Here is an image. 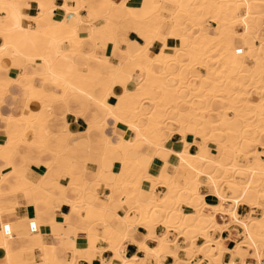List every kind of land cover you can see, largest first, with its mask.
Returning <instances> with one entry per match:
<instances>
[{
	"label": "bare ground",
	"instance_id": "6f19581e",
	"mask_svg": "<svg viewBox=\"0 0 264 264\" xmlns=\"http://www.w3.org/2000/svg\"><path fill=\"white\" fill-rule=\"evenodd\" d=\"M24 1L0 0V13H4V17H0V103L13 84L28 93V101L37 94L42 99L35 112L26 111L23 115L7 117L0 115L5 127L14 130L7 133L0 145V161L6 165L1 170L0 214L15 211L16 202L6 205L4 201L21 195L31 200L29 207L34 217L25 222L27 231L16 233L12 223L1 224L0 250L5 252L6 264L28 263L19 260L31 256L32 248L13 251V241L27 239L38 242L41 237L39 214L48 216L54 210L52 202L56 199L70 207L71 215L81 217L83 223V227L78 228L80 233L75 232L72 238L73 247L67 253L70 256L68 264H76L80 259L93 264L86 255L88 252L99 256L103 253V249L95 246L98 239L107 245L118 264H145L147 260L162 264L161 259L165 257L172 258L173 264H184L178 257L180 249L190 255H203L208 259V262L204 260L207 264H226L221 261L224 252L231 256L228 264H233L236 258L240 259V264H246L240 256L241 251L250 255L257 264H262L264 156L261 154L264 153L255 149L253 144L251 149H247L243 165L238 164L236 157L241 156L238 151L248 144L264 141V55L260 54L264 51V0H138L137 5L131 0L120 3L73 0L75 8L64 6V14H71L72 23H68L67 15L61 21L48 23L55 7L54 0H31L38 13L26 17L21 14ZM83 8L92 20L103 21L99 27L88 24L86 39L79 37L78 30L81 21L79 10ZM203 11L216 19L213 34L208 29L202 32ZM168 19L170 26L167 25ZM22 21H31L36 27L24 28ZM186 21L190 25L185 24ZM123 25H127L124 32L121 30ZM165 25L168 28L163 32ZM131 32L143 42L135 54L121 48L129 42L127 34ZM102 34L114 36H109L102 43L97 39ZM153 39L160 44L158 57L151 51L155 43ZM83 41L92 43L91 53L82 52ZM107 47L116 50L114 57L116 53L122 54L116 64H109L110 58L105 55L95 54L96 49ZM178 52L187 55L189 62L203 63L207 76L202 83L200 73L183 74L180 71L177 67ZM164 54H170L172 58L164 62L165 68L162 69L157 64ZM14 66L22 69L17 78L8 76L9 68ZM28 66H39L42 72L29 75L25 71ZM105 73L109 76L103 77ZM36 78L43 80L42 87L33 85ZM172 81L174 83L170 85L168 82ZM178 81L182 86L172 91ZM130 84L132 89L127 88ZM54 85L57 90L48 91L45 87ZM203 85L208 95L219 93L222 96L223 103L230 106L227 111L225 109L227 113L234 112L232 108H240L238 110L256 115V118L250 117L253 121L249 120L242 126L243 120L241 124L240 118L233 119L225 113L214 119L206 112H199L197 107L202 102L196 104L185 99L194 89L199 91L196 86ZM249 85H254L252 93L257 100L245 101ZM116 87L121 89L118 95L114 93ZM108 98L113 102L110 103ZM171 99L175 101L172 106H162L164 100L170 103ZM72 103L78 106L79 112L92 113L86 131L87 151L72 147L68 143V134L60 133L54 127L48 131V118L53 116L54 105H62L70 112ZM202 108L211 109L210 102H203ZM108 125L113 128L122 126L130 137H107L104 131ZM241 127L245 130L242 131ZM47 131L53 136L49 137ZM246 132L250 133L249 137L243 136ZM174 133L181 137L177 152L167 148ZM29 135L33 139L24 141ZM188 135L193 139L194 153L189 151ZM50 138L59 140V149L52 155L54 160L44 166L45 174L36 183L19 174L11 184L10 178L18 174L15 158L19 156L29 160L34 150H49ZM208 142L216 143L218 151L225 157L218 155L217 160L212 159ZM261 143L260 149L264 151ZM21 145L26 146L30 153L20 156L18 149ZM94 147H99L102 154L110 151L119 154L117 173H108L101 165L93 173L86 170L87 158L82 156L88 157ZM160 152L170 155L176 163L160 160ZM132 154L134 158H131ZM75 155L78 158L73 160ZM33 159L41 161L40 156ZM156 161L160 165L159 170L152 175L151 168ZM179 167L185 169L184 174H179ZM52 168L54 172L50 173ZM169 168L172 169L171 174L167 172ZM64 177L67 183L61 182L65 181ZM46 181H52L49 189L45 187ZM155 183L166 188L163 195L158 196L153 191ZM202 185L215 200L214 204L205 202L207 196L199 192ZM4 186L8 189L5 190ZM143 187L150 188V191ZM102 188L110 191L106 201H100L98 197V190ZM56 192H61L62 198L56 196ZM69 192L74 198H67ZM119 192L124 196L117 197V193L121 196ZM92 196L95 200L91 202L88 197ZM123 197L132 207L120 217L116 211L123 204L120 202ZM182 202L190 204L194 211L188 209L184 213ZM239 206L249 209L243 218L237 214ZM256 211H260L259 217L253 216ZM219 217L225 225L218 224ZM69 218L63 216L62 220ZM112 220L118 223L116 228L110 224ZM157 222L187 235L185 248H180L165 233L156 236L154 226ZM29 223L35 224L36 233L29 230ZM231 223L239 227L243 240L236 244L234 250L226 251L222 248V240H211L208 230L220 232ZM139 226L146 229V235L136 233ZM4 227L11 232L10 236H4ZM194 234L207 239L204 246H196ZM147 241H152L155 248L147 247ZM126 243L138 247L144 258H126ZM77 254H81L80 259ZM104 263L103 259L99 262ZM43 264L49 263L44 260Z\"/></svg>",
	"mask_w": 264,
	"mask_h": 264
},
{
	"label": "crops",
	"instance_id": "0c3cea01",
	"mask_svg": "<svg viewBox=\"0 0 264 264\" xmlns=\"http://www.w3.org/2000/svg\"><path fill=\"white\" fill-rule=\"evenodd\" d=\"M87 1V0H84ZM115 3H120L122 0H112ZM131 3L138 4V0H131ZM75 1L73 0H67L66 2L64 0H54L53 5L55 6L52 10V17L48 18V23H52L54 21L58 22L61 21L65 15H67L68 23H72V16L71 14H64V6L66 8H75ZM75 6V7H74ZM63 7V8H62ZM36 6L31 0H25L22 4L21 14L29 17V16H36L37 15ZM79 16L81 18L78 30H79V37L81 39H86L88 35V24H93L96 27H99L103 25V21L100 19L92 20V16L89 15L85 8L79 10ZM0 17H4V13H0ZM93 23H92V22ZM82 23V24H81ZM211 26H215L214 23L208 22ZM85 26V27H84ZM22 27L24 28H30L34 29L36 26L31 21H22ZM168 28L167 25L163 27V32L166 31ZM99 41L102 40L101 35H98L97 38ZM127 39L129 42L127 45L122 46V49H126L129 53L135 54L139 51L140 43H143L141 39H138L136 35H134L132 32L127 34ZM2 41L0 40V44ZM86 46V47H85ZM85 47V48H84ZM160 47V44L158 42L154 43L153 48L151 49L152 53H156ZM66 49V48H64ZM84 49V50H83ZM93 51L92 43L89 41H83L82 42V52L83 53H91ZM113 49L112 47H107L106 49H96L95 54L98 56H108L110 57L109 64H116L121 60L123 57L121 53H116V56L111 58ZM116 58V59H115ZM80 61V60H79ZM107 67L106 69H108ZM105 69V67H104ZM85 70V69H84ZM29 75L35 73V72H42L41 67L37 66H28L25 70ZM22 72V69L20 67L14 66L10 67L8 71V76L11 78H17L20 73ZM19 73V74H18ZM5 76V74H3ZM33 85L36 87H42L43 80L41 78H36L33 81ZM133 85L130 84L127 86L128 89H132ZM48 91L57 90L58 87L56 85L54 86H45ZM114 93L116 95L121 93V89L119 87H116L114 89ZM254 97H252L253 99ZM42 99L40 95H34L30 101H28V93L22 89L19 85L13 84L8 88L7 94L4 96L2 102L0 103V115L2 117L7 116H18L25 114L26 111L35 112L39 108V102ZM108 101L110 103L113 102V100H110L108 98ZM84 115V116H83ZM53 116L56 117V123L54 124V129L58 131L59 128L62 129V133L68 134L70 136V139L68 140V143L75 148H78L81 151H87L89 148V144L86 142V131L88 127L89 121L92 119V113L89 112H79L78 106L75 103H72L70 105V112L66 111L65 108L62 105H54L53 107ZM14 131L13 128L5 127V123L0 119V145L3 144L4 139L7 136L8 132ZM104 134L114 139L118 136H122L123 138L130 137L128 136L126 130L122 126H118L116 128H113L111 125H108L106 127ZM85 135V136H84ZM85 137V138H84ZM33 138L29 135L24 138V141H31ZM197 140V139H196ZM195 140V141H196ZM180 142L181 137L179 134L174 133L171 138L169 139V143L167 144V148L172 149L173 151H179L180 148ZM187 142L190 143V152H195L196 148L194 146L193 139H191V135H188ZM198 142V141H197ZM40 144V143H38ZM86 149V150H85ZM34 150L33 152H35ZM18 153L20 156H25L26 154L30 153L28 148L24 145H21L18 149ZM31 156V155H30ZM135 156L132 154L131 158H134ZM77 157H74L73 160L77 159ZM83 159L87 158V164H86V170L88 172H95L99 165L103 167V169L106 172H113L117 173L119 171L118 161L120 159L119 154L116 151H110L107 154H102L99 147H94L92 149V152L88 155V157L82 156ZM158 158L162 161H168L173 164L175 160L171 159L170 155H168L165 152H160L158 154ZM42 164L35 165L32 160H24L21 157L15 158V166L17 168V173L13 175L10 178V183L13 184L14 181L19 178V174L25 175L26 178L36 183L44 174H45V167L46 164L50 163V159H42L40 158ZM159 163L156 161L152 168H151V174L156 175L159 170ZM6 165L0 161V179L2 178L1 170L4 169ZM56 167V165H55ZM118 168V169H117ZM179 174H184L185 169L183 167H179L178 169ZM168 173H172V169L169 168ZM63 179V177H62ZM62 183H67L68 180L61 181ZM52 185V181H46L45 187L50 188ZM145 189H148L144 187ZM4 189L7 190L8 186H4ZM156 195H163L166 190L162 187H157L155 189ZM200 192L207 196L205 199V202L207 204H214L215 200L210 197L208 190L203 187L200 188ZM56 196L62 198L61 192H56ZM110 195V191L108 189L102 188L98 190V197L100 201H106V198ZM67 198H74V195L69 192L67 194ZM89 201H94L95 196L88 197ZM124 197L120 199L121 203H124ZM6 205L10 204H16L17 207L16 210L13 212H6L0 214V228L2 223H12L13 224V230L14 232H20V231H27L28 226L25 223L27 220L32 219L34 217L33 212L31 211L29 205L31 204V200L25 199L23 196H15V197H9L5 201ZM16 202V203H15ZM19 204V205H18ZM55 204V205H54ZM54 205V206H53ZM52 207L54 210H51V212L46 216L45 214H39L40 215V234L41 237L38 242H33L30 240H19L14 239L12 244V250L13 251H21L27 248H32L33 253L31 256H28L27 258L20 259L21 261H27V264H43L44 260H46L49 264H68L70 262V256L67 254L70 249L73 247L72 238L74 236V233L78 231L80 233V230L78 228L83 227L82 226V218L71 215L70 207L59 201L58 199L54 200L52 202ZM58 208V209H57ZM58 210V211H57ZM128 211V207L125 205H121L119 209H117L116 214L120 217H123ZM182 211L184 213L188 212V208L185 205H182ZM249 209L245 206H239L237 209V214L240 217H245L248 213ZM255 215V214H254ZM253 215V216H254ZM63 216H69V220L63 221ZM82 216V214L80 215ZM221 218V217H219ZM217 219L218 224L225 225L224 220ZM4 220V221H3ZM112 222V223H111ZM110 224L113 227H117L118 223L115 220H112ZM16 223V224H15ZM227 225V224H226ZM115 227V228H116ZM1 230V229H0ZM136 233L138 235H146L147 231L145 228L139 226L136 228ZM221 232V233H220ZM217 232L214 234V239L218 241L219 239L222 240V248L226 251H232L236 247L237 243H240L243 239L240 237V229L235 224L231 223L227 225L222 231ZM164 233V228L161 226L156 227L155 229V235L161 236ZM83 239V237H81ZM204 239L198 238L196 241V246H204ZM179 246L185 245L184 240L179 239L178 241ZM147 247L150 249L155 248V244L152 241H147ZM125 257L130 259L133 256H137L138 258H144V254L133 244L126 243L125 244ZM97 248L103 249V253L99 256L97 254H94L93 252H88L86 257L89 260H93V264H99L100 260L103 259L106 264H118V261L114 259V255L110 253L107 250V245L105 243L99 242L96 245ZM184 247H182L183 249ZM199 256V255H198ZM240 256L244 259V262L246 264H257V262L251 258L250 255L244 253L241 251ZM78 259H80L81 254H77ZM178 257L181 259L185 258V254L183 251L178 252ZM262 257H264V254H262ZM43 261H42V260ZM31 260V261H30ZM33 260V261H32ZM264 260V259H262ZM261 260V261H262ZM162 264H173V259L170 257H165L161 259ZM201 262V264H207V262H203L200 258H195L191 264H197L198 262ZM222 263H230L231 262V256L224 252L222 254ZM146 264H155L152 260H147L145 262ZM233 264H240V259L236 258L232 261ZM0 264H6V257L5 252L0 250ZM76 264H88L87 262L83 260H78ZM105 264V263H104Z\"/></svg>",
	"mask_w": 264,
	"mask_h": 264
},
{
	"label": "rangeland",
	"instance_id": "374dc122",
	"mask_svg": "<svg viewBox=\"0 0 264 264\" xmlns=\"http://www.w3.org/2000/svg\"><path fill=\"white\" fill-rule=\"evenodd\" d=\"M193 11H195V9L193 10ZM206 11H203L202 12V14H201V23L202 24H200L199 26L201 27V29H202V32L204 31V29H205V31L208 29L212 34H213V27H215L216 26V24H215V21L214 20H216L215 19V17L212 15V14H207V13H205ZM194 14V13H193ZM214 18V19H213ZM122 20V19H121ZM120 19H119V21L120 22H122ZM208 22H212V23H214L215 24V26H211L210 24H208ZM185 24H188V25H190V23L188 22V21H186L185 22ZM167 25L168 26H170V22H169V19H168V21H167ZM126 27H127V25H123V27H122V31L124 32V30L126 29ZM109 36H112V35H104V34H102V40H101V42L102 43H104L105 42V39L106 38H109ZM114 36V35H113ZM112 36V37H113ZM197 36V35H196ZM262 37H264V35H262ZM153 42H156V40L155 39H153ZM86 47V46H85ZM84 47V48H85ZM84 50V49H83ZM116 52V50H114L113 49V52H112V55H111V58H113L114 57V53ZM155 55H156V57H158L160 54L159 53H154ZM260 54H262V55H264V51H261V53ZM177 56V62H178V64H177V67L179 66V69H180V71L183 73V74H186L187 72H191V74H193V72H198V73H200L201 75V79H200V83H202L203 81L202 80H204L205 79V77L207 76V71L204 69V67H203V63L202 62H198V61H194V62H189V60H188V56L187 55H185L183 52H178V54L176 55ZM106 57H108V56H106ZM110 58V57H109ZM161 59L159 60L160 61V63H158L157 65H158V67L159 68H162V69H164L165 68V64H164V62L165 61H170L171 60V58H172V56L170 55V54H164V55H162L161 57H160ZM116 59V58H115ZM188 61V62H187ZM181 62H184V63H181ZM198 63V64H197ZM202 63V64H201ZM184 64V65H183ZM106 66H109V65H106ZM180 66H182V67H180ZM105 67V66H104ZM158 68V69H159ZM175 68V67H174ZM158 69H157V71H158ZM156 71V72H157ZM106 74V75H105ZM104 75H103V77H105V76H109V74H107V73H105ZM191 80H193V78H191ZM170 85H172L173 83H174V81H172V82H168ZM215 84H217V82L215 83ZM219 84V83H218ZM178 85V86H177ZM175 87H173L172 88V91L174 90H178V88H180V86H182V85H180L179 86V81H178V84H177ZM204 87V85L201 87H195V88H197L199 91H197V90H195L194 89V92L192 91L191 93H189V95H188V97L185 99V101L187 100V101H190V102H195L196 104L197 103H203V102H205V101H209L210 102V106H211V109H208V110H210V111H208V110H204L203 108H202V103L200 104V106H198L197 108L199 109L198 111L199 112H206L208 115H211L212 117H214V119L215 118H217L219 115H222V113H225V115L226 116H229V117H231V118H233V119H235V117H237V118H240L239 120H240V122H241V120H243V122H244V124H242V122H241V124H242V126H245V122H250V121H253L252 119L250 120L249 118L250 117H252L253 119H255L256 118V115H254L253 116V114H252V116H251V114L250 115H248V112H245V111H240V110H238V109H240V108H232L231 110H234V112H230L231 110H229L228 109V112H230V113H227L226 111H227V108H229L230 106H228V105H226L225 103H223L224 101V99L222 98V96L219 94V93H214V94H212V95H208L207 93H206V91L204 90V89H206L205 87ZM96 88H98V87H96ZM99 88H100V86H99ZM203 88V89H202ZM248 89V94L246 95V97H245V101L246 100H250V101H253V100H257L255 97H254V95H253V90H254V85H249V87L247 88ZM253 92V93H252ZM173 93H175V92H173ZM196 95V96H195ZM217 96V97H216ZM219 97V98H218ZM252 97H254L253 99H252ZM173 99V98H172ZM172 99H171V101H170V103H168V100H164V102H163V104H162V106L163 105H166L167 107H169V106H172V103H174V102H172ZM174 100V99H173ZM242 102H244V100L242 101ZM201 108V109H200ZM225 109H226V111H225ZM237 109V110H236ZM218 115V116H217ZM84 116V115H83ZM56 117L55 116H50V118H48V123H49V129H48V131H50V129L52 128V127H54V124L56 123ZM250 120V121H249ZM52 125V126H51ZM224 126V125H223ZM242 128H244V129H242ZM224 128H222V130H223ZM241 130L242 131H244L245 130V127H241ZM241 130H238L239 131V133H241ZM47 131V133L49 134V137H52L53 135L52 134H50V132H48ZM58 132H60V133H62V129L61 128H59L58 129ZM225 132V134H226V132L227 131H224ZM238 133V132H237ZM236 133V134H237ZM243 136H247V137H249L250 136V133H248V132H246V133H244V135ZM197 141H199V140H197ZM258 143H259V145H258V143H256V141L255 142H252V143H250V144H248L247 146H245V147H243L242 148V150H239L238 152H240L241 153V156L239 157H236V161L238 162V164L240 163V165L242 164H244L245 163V156H246V153L248 152L247 151V149L249 148V149H251L252 147H253V144L255 145L254 147H255V149H258V148H260V143L261 142H264V141H257ZM49 146H48V148H49V150H45L44 148H41V149H38V150H36L35 152H32L31 153V159H29V160H32V161H34L33 163L35 164V165H38V164H42V162H40V161H38V162H36L35 161V159H33V158H35V157H39L40 156V158H42V159H45V158H47V159H50L51 161H53L54 160V158H53V154H54V152L56 151V152H58V149H59V146H57V144L59 143V140H56V139H54V138H50V140H49ZM214 144V145H213ZM216 143H212V142H208V148H209V153H210V155H211V158L212 159H218L219 158V156L218 155H223V154H221V152L220 151H218V149H217V146L215 145ZM262 144H264V143H261V146H262ZM196 151V150H195ZM212 151V152H211ZM259 152H262V153H264V151H260V150H258ZM237 152V151H236ZM192 153H194V152H192ZM58 154V153H57ZM218 157H217V156ZM262 156H264V154H261ZM224 157H225V155H223ZM223 156H221V157H223ZM74 157H77V155H75ZM262 158H264V157H262ZM47 165V164H46ZM50 170V173H52V172H54V169L52 168V169H49ZM67 179V178H66ZM65 179V177H64V180H66ZM157 187H162V188H164L165 190H166V188L163 186V185H161L160 183H155L154 184V186H153V191L157 188ZM48 188V187H47ZM144 188V187H143ZM49 189V188H48ZM145 189V188H144ZM145 190H147V191H150V188H148V189H145ZM199 192H200V190H199ZM119 194H121V192H119ZM122 197V196H124V195H122L121 194V196L120 195H118V193H117V197ZM158 196H161V194L160 195H158ZM124 200H125V197H124ZM124 203L125 204H127V207H128V209L129 208H131L132 206L131 205H129L130 203H128V201L126 202V201H124ZM123 203V204H124ZM122 204V205H123ZM180 205H185L187 208L190 206V204H187V203H180ZM121 207V206H120ZM119 207V208H120ZM118 208V209H119ZM189 210H191V211H194V208H188ZM135 212H132V214H134ZM259 215H260V211H256L255 212V215H254V217H259ZM158 226H161V227H163L164 228V233L169 237V239L170 240H172L173 242L175 241V242H177V237H183V239H184V242H185V238L187 237V235H184V234H180V232L179 231H177V230H173V228H168L165 224H163L162 222H157L156 224H155V229H156V227H158ZM170 231H172V233L170 232ZM209 232V235H210V237H211V240L212 239H214V234L215 233H217L218 231H216L215 229H209L208 230ZM198 238H202V239H204V242L207 240V239H205V238H203L202 236H200V234H194V237H193V240L195 241V243H196V241H197V239ZM99 242H101V243H103V241L102 240H100V239H98L97 241H96V245L99 243ZM178 243V242H177ZM185 244V243H184ZM95 245V246H96ZM180 248H182V247H184L185 248V245H180L179 246ZM181 250V249H180ZM185 254V258L184 259H182L183 261H184V264H189V261L190 260H192V259H194V258H196L198 255L199 256H202V259L203 260H207V262H208V259L206 258V257H204L203 255H201V254H196V255H190L189 253H184ZM187 259V260H186ZM262 259H264V257H262ZM146 264V263H145ZM149 264V263H148ZM199 264V263H198Z\"/></svg>",
	"mask_w": 264,
	"mask_h": 264
},
{
	"label": "built area",
	"instance_id": "2783aa9c",
	"mask_svg": "<svg viewBox=\"0 0 264 264\" xmlns=\"http://www.w3.org/2000/svg\"><path fill=\"white\" fill-rule=\"evenodd\" d=\"M258 150L262 151L260 148H258ZM32 225H33L32 223H29V230H30L32 233H36L37 231H36L35 228L32 227ZM6 229H7V228H5V227H4V229H3L4 236H10V235H11V232H10L8 229H7V230H6ZM170 232H172V231H170ZM179 239L183 240L182 237H177V241H178ZM203 242H204V241H203ZM197 257L200 258L201 260H203L201 256H197ZM197 257H196V258H197ZM194 259H195V258H194ZM194 259L190 260V261H189V264H191L192 261H193ZM201 262H202V261H200V262H198V263L201 264ZM203 262H205V261L203 260ZM198 263H197V264H198ZM262 264H264V260H262Z\"/></svg>",
	"mask_w": 264,
	"mask_h": 264
},
{
	"label": "snow or ice",
	"instance_id": "6c2138e0",
	"mask_svg": "<svg viewBox=\"0 0 264 264\" xmlns=\"http://www.w3.org/2000/svg\"><path fill=\"white\" fill-rule=\"evenodd\" d=\"M32 227L34 228V227H35V224H33ZM6 230H7V229H6Z\"/></svg>",
	"mask_w": 264,
	"mask_h": 264
}]
</instances>
